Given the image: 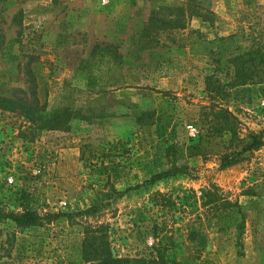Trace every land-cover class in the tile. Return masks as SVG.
I'll list each match as a JSON object with an SVG mask.
<instances>
[{"label": "rangeland", "instance_id": "374dc122", "mask_svg": "<svg viewBox=\"0 0 264 264\" xmlns=\"http://www.w3.org/2000/svg\"><path fill=\"white\" fill-rule=\"evenodd\" d=\"M241 30L264 47V0H0V95L46 105L31 122L0 109V206L21 212L26 190L41 214L99 207L78 225L0 222V264H71L89 224L105 229L117 258L160 248L158 264H264V147L228 169L210 155L153 179L175 164L170 145L198 138L213 105L234 112L244 134L264 133V83L212 99L215 64L192 53L199 38ZM164 61L182 70L166 76ZM41 117L66 119L43 130ZM229 204L245 216L242 234L207 222Z\"/></svg>", "mask_w": 264, "mask_h": 264}, {"label": "trees", "instance_id": "16d2710c", "mask_svg": "<svg viewBox=\"0 0 264 264\" xmlns=\"http://www.w3.org/2000/svg\"><path fill=\"white\" fill-rule=\"evenodd\" d=\"M261 39L253 33L241 30L235 34L212 40L199 38L192 42L193 54L209 56L215 64L214 74L206 78V92L212 99L225 94L231 88L264 83V47L261 44ZM162 65L167 66L166 76L171 75L170 71L173 67L182 70L181 64L174 61H164ZM219 75H225L228 82L224 83ZM0 109L22 114L31 122L37 119L36 116L40 113L45 112L46 105L37 95L34 96L33 101L28 98H11L0 95ZM205 114L207 123L196 140L187 144H172L167 148V156L174 159L175 164L165 173L156 175L154 180L187 174L188 166L177 164L182 160L218 155L221 156L220 169L224 170L240 163L249 154L264 147V133L249 131L244 134L239 118L228 107L213 105L206 110ZM39 119L43 121L39 125L40 129L54 130L58 129L66 118L57 119L56 126L52 125L55 120L43 117ZM31 128L32 126H29L27 130H31ZM26 133L27 131L21 133L23 138H26ZM20 200L22 211L19 213L7 211L0 206V222L11 220L21 229L41 227L46 223L70 222L78 225L80 222H75L76 219L89 218L99 209L94 206L75 213L47 212L41 214L33 208V203L36 201L34 194L24 190L20 194ZM229 207L232 209L226 216L216 212L214 216L207 218V222L212 225L213 219H217L216 225L220 226V229L236 227L242 234L246 225L245 216L238 204H229ZM222 221H225V226L221 225ZM92 227L94 226L91 224L87 225L84 229V238L79 244L71 246L72 250H69L70 253L67 254L71 264H89L93 261H97L98 264H158V261L165 255L159 248L156 256L152 253L150 257L117 258L109 248L106 233H104L105 229L96 230ZM193 230L194 228L190 232L189 238L192 243H195V236L198 232Z\"/></svg>", "mask_w": 264, "mask_h": 264}, {"label": "built area", "instance_id": "2783aa9c", "mask_svg": "<svg viewBox=\"0 0 264 264\" xmlns=\"http://www.w3.org/2000/svg\"><path fill=\"white\" fill-rule=\"evenodd\" d=\"M98 1H99L101 4H103V5H107V4H109V2H110L111 0H98ZM189 129L191 130L192 136L195 137V136H196V132H195V130H194V126L190 125V126H189ZM9 182H10V183H13V182H14V179H13V178H9ZM151 244H153V243H151Z\"/></svg>", "mask_w": 264, "mask_h": 264}]
</instances>
